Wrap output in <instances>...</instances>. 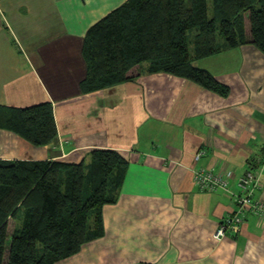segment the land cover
<instances>
[{
  "label": "crops",
  "instance_id": "0c3cea01",
  "mask_svg": "<svg viewBox=\"0 0 264 264\" xmlns=\"http://www.w3.org/2000/svg\"><path fill=\"white\" fill-rule=\"evenodd\" d=\"M126 1L0 0V105L51 102L58 130L35 147L0 128V160L77 163L105 148L128 162L118 199L102 205L103 236L55 264H264L255 212L213 239L236 211L241 175L259 173L251 202H264V53L246 43L193 61L228 86L225 97L146 62L129 81L83 92L84 35ZM205 168L228 190L199 191L194 172Z\"/></svg>",
  "mask_w": 264,
  "mask_h": 264
},
{
  "label": "trees",
  "instance_id": "16d2710c",
  "mask_svg": "<svg viewBox=\"0 0 264 264\" xmlns=\"http://www.w3.org/2000/svg\"><path fill=\"white\" fill-rule=\"evenodd\" d=\"M84 36L83 92L129 81L146 62L149 73L190 79L225 97L228 86L193 61L246 43L264 53V0H127ZM0 128L35 147L58 134L51 102L0 105ZM127 164L105 148L77 163L0 160V264H55L103 236L102 205L118 199ZM9 219L20 220L10 233Z\"/></svg>",
  "mask_w": 264,
  "mask_h": 264
},
{
  "label": "built area",
  "instance_id": "2783aa9c",
  "mask_svg": "<svg viewBox=\"0 0 264 264\" xmlns=\"http://www.w3.org/2000/svg\"><path fill=\"white\" fill-rule=\"evenodd\" d=\"M201 155V151L197 152L194 159H198ZM237 180L239 193L234 199L235 204H237L236 211L219 223L217 230L213 233V239L216 241H220V238L225 236L228 231L236 232L247 212H255L261 219H264V202L258 201V204L251 202L253 190L260 187L259 173L251 170L241 175ZM193 182L199 191L206 193L217 191V189L226 191L230 181L222 172L205 168L195 170Z\"/></svg>",
  "mask_w": 264,
  "mask_h": 264
},
{
  "label": "rangeland",
  "instance_id": "374dc122",
  "mask_svg": "<svg viewBox=\"0 0 264 264\" xmlns=\"http://www.w3.org/2000/svg\"><path fill=\"white\" fill-rule=\"evenodd\" d=\"M218 42L222 43L223 41L221 39H219ZM19 221L20 220H18V219L16 221H14L13 219H9V224H8L9 225V233L12 231L14 224H18Z\"/></svg>",
  "mask_w": 264,
  "mask_h": 264
}]
</instances>
